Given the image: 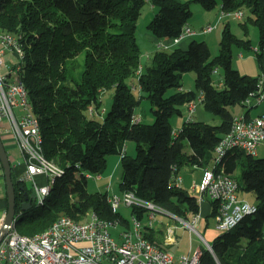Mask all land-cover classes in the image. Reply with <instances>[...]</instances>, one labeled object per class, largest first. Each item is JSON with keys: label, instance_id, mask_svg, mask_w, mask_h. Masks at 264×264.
<instances>
[{"label": "trees", "instance_id": "obj_1", "mask_svg": "<svg viewBox=\"0 0 264 264\" xmlns=\"http://www.w3.org/2000/svg\"><path fill=\"white\" fill-rule=\"evenodd\" d=\"M195 1L207 9L220 4L226 12L248 7L251 15L241 22L245 37L234 33L226 22L218 55L212 57L209 44L194 39L187 48L156 49L153 64L143 72L137 40L143 6L151 2L158 7L148 28L157 38L166 39L179 36L189 24V1L0 0V31L21 35V78L39 118L44 155L65 169L43 204H38L25 182L14 179L17 214L26 200L20 185L28 190L34 211L18 216L16 226L21 233L42 232L61 215L79 220L90 212L129 226V220L113 210L108 192L88 189L85 172L100 174L112 153L122 155L121 193L135 192L181 219L199 214L198 196L173 182L186 165H211L217 144L230 131L237 114L230 107H247L245 101L262 90L264 72L258 76L241 73L233 66L232 49L235 44L253 47L247 29L249 23L256 25L257 57L263 66L264 0ZM81 53L83 61L79 60ZM217 68L224 74L220 86L214 84ZM138 71L140 97L128 83ZM186 71L197 74L194 90L182 89ZM170 88L176 90L168 94ZM111 89L113 103L103 119L90 115L91 105L101 113L102 94ZM200 93L202 103L221 116V123L186 120L174 135L173 117L183 115L184 105ZM143 98L152 103V123L132 121ZM129 139L137 143L134 156L124 152ZM220 166L238 182V191L254 192L257 211L230 230L218 232L211 241L213 250L201 245L200 264H264V157L235 148L226 152ZM211 203L208 217H216L218 201ZM38 205L43 207L40 212H36ZM132 215L147 218L148 208L134 204ZM145 235L169 249L162 230L147 225Z\"/></svg>", "mask_w": 264, "mask_h": 264}, {"label": "built area", "instance_id": "obj_2", "mask_svg": "<svg viewBox=\"0 0 264 264\" xmlns=\"http://www.w3.org/2000/svg\"><path fill=\"white\" fill-rule=\"evenodd\" d=\"M226 15L240 19L244 17L243 12L239 10L222 11L219 19ZM214 28L213 24H208L199 31L187 24L179 36L160 39L158 47L172 48L188 36L198 32H211ZM20 39L21 35L0 31V42L4 49L13 50L19 58L15 65L2 73L1 69L5 62L1 54L3 50L0 51V130H11L23 153L25 169L19 173V178L23 182L33 181L36 200L38 204H43L56 178L62 176L65 169L44 155L39 118L34 112L28 89L21 78L20 60L24 56V51ZM260 83L262 84L260 93L250 96L245 101L249 108L264 101V73ZM202 100L203 96L200 93L186 103L187 120L193 119L194 111ZM15 108L20 113L17 114ZM89 114L98 113L94 108H90ZM140 120L137 115L132 118L133 122ZM4 122L8 123V129L3 128ZM178 133L179 130H174V135ZM262 144L264 114L256 116L245 112L236 114L230 131L222 137L215 148L211 165L202 168V180L191 184V191H196L200 195L199 199L209 197L218 201L215 219L216 230L219 232L230 230L244 216L257 211L255 202L251 203L240 197L238 182L226 173L220 166V161L227 151L235 148L256 154ZM41 174H46L48 178L46 184L37 181V176ZM85 174L87 177L101 176L91 172ZM182 182V175L177 174L173 184L181 186ZM108 200L114 211L119 210L122 204L128 206L136 204L148 208L146 224L151 227L156 220V211L177 217L158 204L140 198L132 191L112 194ZM199 218V214L195 215L187 226L202 237L198 226ZM133 220L132 227L122 229L121 241H117L109 229L111 223L118 222L102 219L95 212H90L86 218L79 220L69 215H61L44 231L33 235L21 233L15 223L14 226H8L7 232L0 240V264H200L201 248L177 258L173 251L160 247L145 235L143 223L136 215H133ZM169 228L168 236L164 238L167 245L176 242V229ZM205 246L208 248L206 242Z\"/></svg>", "mask_w": 264, "mask_h": 264}, {"label": "rangeland", "instance_id": "obj_3", "mask_svg": "<svg viewBox=\"0 0 264 264\" xmlns=\"http://www.w3.org/2000/svg\"><path fill=\"white\" fill-rule=\"evenodd\" d=\"M189 1L191 10H192V16L189 20V25L193 27L194 29H197L199 31L202 30L204 26L207 24H213L214 29L212 32H198L195 35L188 36L184 38L180 43L176 45H183L186 42L188 44L186 45L185 48H187L190 44L191 41L194 39L198 41H206L211 50L212 57L216 56L219 54L220 49H221V39H222V31L224 28V25L226 22H230L231 29L234 33H236L238 36H244V30L241 25V22L243 20L248 19V17L251 15V11L248 7H244L243 9H240L239 11H242L244 14V17L242 19L226 15L225 18L219 19L220 15L222 14V11L220 9V4L213 8V9H207L205 8L201 3L195 1V0H186ZM158 7L154 6L151 2L145 3V6L142 8V13L141 16L138 20V30H137V40L139 42V45L141 47V58L144 57V54L147 53V50L152 52L153 50V42L149 40L148 34H153L151 30L148 28V23L150 20L154 17V15L157 13ZM249 38L252 40L253 47H246L244 45H233L232 49V63L235 68H237L241 73L243 74H249L252 76H258L263 73L262 67L260 65V62L257 57V47H258V40H259V30L258 27L252 23H249ZM148 33V34H147ZM161 49V47H157V49ZM152 54V53H151ZM79 60L83 61L84 60V53H81L79 55ZM145 68L142 67V62L140 64V71L142 70L143 72H146L148 67L153 64L152 59L144 62ZM144 69V70H143ZM138 73L134 74L128 79L129 85L133 88L134 93L136 94L137 97H140L141 91L139 88V78H138ZM196 72L195 71H186L183 73V78H182V83H183V88L184 90H194L196 88ZM223 70L222 68H217L216 72L214 73V84L216 86H220L223 80ZM222 86V85H221ZM175 88H170L168 90V94H171L175 91ZM113 94L114 91L111 90H104L102 94L103 98V104L100 109V114H97L98 118L103 119L105 113L110 109L113 103ZM90 108H94V106H90ZM95 109V108H94ZM184 109V108H183ZM232 112H246L248 110L247 107L243 108L241 105L237 106H232L230 107ZM97 113L99 111L95 109ZM252 113H257L260 112L261 110H264V103L258 104L257 106H254L252 109H250ZM16 113H20V111L15 108ZM184 111V110H183ZM195 113L193 114V119L196 120H202L211 124H220L222 121L221 116L214 114L213 112L209 111L205 105L202 102L198 103V107H196ZM136 113L142 116V119L146 123H152L154 122V114L152 112V103L148 98H143L141 100V103L138 104L136 108ZM237 113V114H239ZM183 115L187 116L186 111L184 112ZM180 118L179 115H175L172 119V123L174 128L177 127V122L176 119ZM7 140V138H6ZM14 143L13 144L16 148H12L10 146L9 149L12 151L18 158L21 156L23 159L22 155H20V152L18 149L21 148L19 147L18 143L13 139ZM132 144L134 146V150H130L128 153L129 155H136L137 153V148H136V141L134 140H127V144ZM125 147L127 148V146ZM124 148V152L126 150ZM22 153V151H21ZM256 156L258 157H264V144L260 145L258 148V151L256 153ZM190 172L189 169H184L181 173L186 179L188 178V173ZM239 173V168L236 170L235 174L238 175ZM102 178H97L94 176H91L88 178V189L91 192H108L109 194L113 193H118L120 194V182L122 181V163H121V153H112L108 156L107 160V165L106 167L100 172ZM203 175V174H202ZM187 176V177H186ZM203 177V176H202ZM201 177V180H202ZM200 180V181H201ZM193 181L190 182H185L183 183L184 187L187 188L188 190L191 191V184ZM200 181H196L199 183ZM191 183V184H190ZM27 187L29 189H34V183L31 180L26 181ZM109 184V187H108ZM193 195H199L196 191H191ZM239 195L241 197H245L249 202L254 203L256 201V197L254 192L252 191H238ZM32 195L34 196L33 190H32ZM200 196V195H199ZM202 200V199H200ZM205 201L211 202L212 199L209 197L204 198ZM130 206L122 204L120 207V212L124 215L125 218H127L130 222L129 226H126L123 223H111L110 224V232L112 236L117 240L121 241V231L123 228L126 227H132L134 225V220H133V215H132V210L129 209ZM32 209V208H31ZM36 212H40L43 207L38 205L36 208ZM29 212H34L32 210H29ZM86 218V217H85ZM201 221L205 219L201 215ZM193 218L187 220L191 221ZM209 227L215 230V232H219L216 230V219L214 217H209ZM147 222V219H146ZM145 222V223H146ZM154 227L157 230H162L164 233L169 232L170 228L169 225H178L176 229L175 236L177 237V241L173 243H169L168 248L173 251L175 256L181 255L183 252H187L189 249H194L198 246L204 245L205 246V241L203 238L195 231H191L190 228L187 226L186 220L183 219L181 220L180 218H175L169 214H166L161 211H156V220L154 221ZM199 231L201 232L202 236L210 243L212 241L211 239V232L209 230H205V228H202L201 223L199 222ZM178 258V257H177Z\"/></svg>", "mask_w": 264, "mask_h": 264}, {"label": "crops", "instance_id": "obj_4", "mask_svg": "<svg viewBox=\"0 0 264 264\" xmlns=\"http://www.w3.org/2000/svg\"><path fill=\"white\" fill-rule=\"evenodd\" d=\"M181 1H186V0H181ZM220 9H221V5H220ZM225 18V17H224ZM223 19V18H222ZM211 24V23H210ZM208 25V24H207ZM243 30H244V33H245V29L243 28ZM213 31V30H212ZM211 31V32H212ZM247 31H248V33L250 32L249 31V27H248V29H247ZM209 33V32H208ZM148 34V33H147ZM148 37H149V40H151L152 42H153V50H152V52H150V51H148L147 50V53L146 54H144V57H142L141 58V62H142V67L143 68H145V66L144 65H146V64H144V62H146L147 61V63H148V60L149 59H152V57H153V54H154V52H155V50L157 49V47H158V44H159V42H160V39L159 38H157L155 35H153V34H148ZM242 37H245V34H244V36H242ZM139 43V42H138ZM188 44V42H186L185 44H183V45H180L182 48H185L186 47V45ZM252 44H253V42H252ZM258 48V47H257ZM1 50H3L2 52H1V54H2V58H3V60H4V62H5V65L3 66V68L1 69V72L2 73H5L6 72V70L9 68V67H12L13 65H15L17 62H18V60H19V58H18V56H17V54H16V52H14L13 50H11V49H9V48H6V49H4V45L0 42V51ZM152 53V54H151ZM144 70V69H143ZM262 71L264 72V57H263V66H262ZM182 89L184 90V88H183V86H182ZM262 103H264V101L262 102ZM261 104V103H260ZM197 107H198V105H197ZM184 109V111H183V114H184V112L186 111V113H187V106H186V104L184 105V107H183ZM253 107H250L249 109H252ZM237 113H239V112H237ZM242 113V112H241ZM246 113V112H245ZM262 114H264V110H261L260 112H257V113H252V111L250 110V113H249V115H251V116H256V115H262ZM135 115H137L138 117H140V119L143 121V119H142V116H140L139 114H135ZM140 120V121H141ZM187 120V118H186V115H180V118H177L176 119V122H177V127L178 128H174V130H180V128L182 127V125H183V123L185 122ZM4 124V127L3 128H5V129H8V123L7 122H4L3 123ZM0 134H1V136H2V138H3V142H4V144H5V147H6V150H7V153H8V156H9V158H10V161H11V164H12V167H13V171H12V175H13V180L16 178V179H18V180H20V178H19V173H22L23 171H24V169H25V165H24V162H23V159L21 158V156L18 158L12 151H10V149H9V147L8 146H10V147H12V148H16L13 144H15L14 143V141H13V139H14V137L12 136V132H11V130L9 129V130H0ZM6 138H7V140H6ZM16 145V144H15ZM127 146V148H126V150H125V152L128 154L129 152H130V150H134V146H132V144H127L126 145ZM19 150V152H20V155H22V157H23V153H21V151H20V149H18ZM122 156V155H121ZM189 169L190 170V172L188 173V178L186 179L183 175H182V178H183V182H182V186L184 187V185H183V183H185V182H190V181H193V180H195V181H200L201 180V177H202V174H203V169L201 168V167H196V166H192V165H186L183 169H182V171L184 170V169ZM182 171H181V173H182ZM180 173V174H181ZM183 174V173H182ZM101 175V174H100ZM187 177V176H186ZM89 178V177H88ZM100 179L102 178V176H100L99 177ZM47 180H48V178L46 177V174H41V175H39V176H37V181L38 182H41L42 184H46L47 183ZM14 182H15V180H14ZM26 183V182H25ZM191 184V183H190ZM27 185V184H26ZM108 187H109V184H108ZM190 188H191V186H190ZM33 190V189H32ZM34 191V190H33ZM103 192V191H102ZM191 192V191H190ZM121 193V192H120ZM34 194H35V192H34ZM109 194V193H108ZM113 194H116V193H113ZM118 194V193H117ZM111 194H109V196H110ZM35 196H36V194H35ZM197 196V195H196ZM241 197V196H240ZM245 198V197H244ZM199 202H200V212H199V217H201V215H202V219H203V217H205V219H203L202 221H201V218H199V222L201 223V226H202V228H205V230L207 231V230H209V232H211V234H212V236H211V239L213 240L214 239V237L218 234V232L216 233L215 232V230H213L212 228H210L209 227V217H208V215L211 213V211H212V203L211 202H208V201H205L204 200V198L202 199V200H200L199 199ZM8 206H9V201H8V192H7V183H6V176H5V170H4V166H3V163H2V160H1V158H0V228H1V226H2V224H3V222H4V218H5V215H6V213H7V210H8ZM130 210H132V206H130V208H129ZM119 210H120V208H119ZM171 216H173V215H171ZM173 217H175V216H173ZM175 218H177V217H175ZM215 218V217H214ZM146 219L147 218H144V219H142L141 220V222L143 223V226H144V228L147 226V222H146ZM146 222V223H145ZM199 226V225H198ZM153 227H154V225H153ZM169 227H174L175 229H177V227H178V225H169ZM155 228V227H154ZM215 228H216V226H215ZM156 229V228H155ZM163 234H164V237L163 238H166L167 236H168V232H166V233H164V231H163ZM164 240V239H163ZM176 241H177V237H176ZM199 248H201V246H198V247H196L195 248V250L194 249H189L187 252H183V253H181V255H183V254H188V253H192L193 251H196V250H198ZM181 255H179V256H177V257H180Z\"/></svg>", "mask_w": 264, "mask_h": 264}, {"label": "water", "instance_id": "obj_5", "mask_svg": "<svg viewBox=\"0 0 264 264\" xmlns=\"http://www.w3.org/2000/svg\"><path fill=\"white\" fill-rule=\"evenodd\" d=\"M0 158L2 160L4 170H5L7 192H8V201H9L8 210H7V213L5 215L4 222L0 228V232H1L0 233V240H1L3 235L7 232L8 226L9 225L14 226L17 219H18V216L22 212H28L29 210H31L32 198L30 197L28 190L25 189V186L20 185V188L22 190H24V192H25L26 200L23 203L22 212L20 214H17V210H16V187H15V182L13 180V175H12L13 167H12V164H11L10 158L8 156V153H7V150H6V147H5V144L3 142V138L1 136V134H0ZM181 220H183V219H181ZM186 223L189 224L190 222L186 220ZM203 239L208 244V248L210 250H213L212 243L211 242L209 243L204 237H203Z\"/></svg>", "mask_w": 264, "mask_h": 264}]
</instances>
